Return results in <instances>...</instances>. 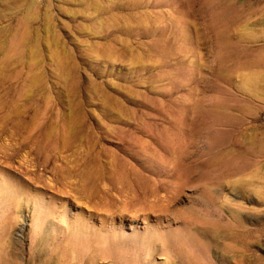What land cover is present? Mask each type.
Listing matches in <instances>:
<instances>
[{
  "label": "rangeland",
  "instance_id": "374dc122",
  "mask_svg": "<svg viewBox=\"0 0 264 264\" xmlns=\"http://www.w3.org/2000/svg\"><path fill=\"white\" fill-rule=\"evenodd\" d=\"M0 264H264V0H0Z\"/></svg>",
  "mask_w": 264,
  "mask_h": 264
}]
</instances>
